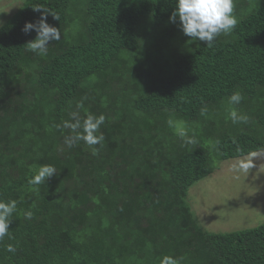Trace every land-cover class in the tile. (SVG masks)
Returning <instances> with one entry per match:
<instances>
[{
  "label": "trees",
  "instance_id": "16d2710c",
  "mask_svg": "<svg viewBox=\"0 0 264 264\" xmlns=\"http://www.w3.org/2000/svg\"><path fill=\"white\" fill-rule=\"evenodd\" d=\"M36 4L60 16H47L61 32L47 55L21 31L40 18ZM174 10L26 0L0 30V199L17 201L0 264H264V224L211 234L187 201L216 163L264 152V0H234L237 24L211 48L169 22ZM81 101V117H106L96 155L83 141L66 147L70 130L56 127ZM233 109L248 122L232 123ZM40 165L57 174L28 184Z\"/></svg>",
  "mask_w": 264,
  "mask_h": 264
},
{
  "label": "clouds",
  "instance_id": "9594fccd",
  "mask_svg": "<svg viewBox=\"0 0 264 264\" xmlns=\"http://www.w3.org/2000/svg\"><path fill=\"white\" fill-rule=\"evenodd\" d=\"M32 8L34 11L41 12V15L35 22H26L21 29L25 34L31 31L36 33L35 39L26 44L27 50L38 55H47L49 42L61 40L60 29L49 25L46 22L47 16L51 15L56 21L60 20V16L40 4H36ZM233 11L234 0H175V10L169 17V22L176 23L178 20L180 29L186 37L205 42L206 46L211 48L221 33L228 34L235 28L237 19ZM228 99L230 104L238 105L243 97L239 91H235ZM82 107L83 101L76 105L77 110L69 114V120H65L62 125H56V127L70 130V133L64 137L66 147L71 148L83 141L91 147L92 154L96 155L98 148L95 146H102L105 139L99 130L106 117L103 114L96 116L90 112L85 117H81L79 109ZM229 115L234 124L247 123L249 120L247 115L239 114L235 109L231 110ZM180 136L185 138V142L188 144L196 143L194 138H187L184 131L180 132ZM216 144H219V141H216ZM237 151L240 149L238 148ZM257 157V153H249L247 158H238L236 163L231 166V170L236 173L249 172L254 167V158ZM55 174H57L55 166L40 165L35 174L28 179V184L33 186L44 184L47 178H51ZM16 210V200L5 202L0 199V241L9 235L10 217ZM32 216L31 211L24 213L26 219H31ZM9 238L11 239V236ZM7 251L14 253L16 248L9 244ZM159 264H180V260L174 256L165 255L160 259Z\"/></svg>",
  "mask_w": 264,
  "mask_h": 264
},
{
  "label": "rangeland",
  "instance_id": "374dc122",
  "mask_svg": "<svg viewBox=\"0 0 264 264\" xmlns=\"http://www.w3.org/2000/svg\"><path fill=\"white\" fill-rule=\"evenodd\" d=\"M26 0H0V30ZM249 172H233L238 158L216 163V171L194 184L187 201L200 226L211 234L255 229L264 224V152ZM243 158H247L243 157Z\"/></svg>",
  "mask_w": 264,
  "mask_h": 264
}]
</instances>
